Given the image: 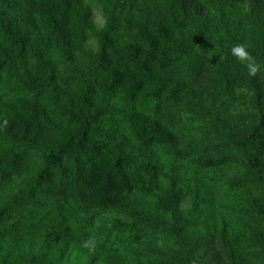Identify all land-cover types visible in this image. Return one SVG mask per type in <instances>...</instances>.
I'll return each instance as SVG.
<instances>
[{"label":"trees","instance_id":"trees-1","mask_svg":"<svg viewBox=\"0 0 264 264\" xmlns=\"http://www.w3.org/2000/svg\"><path fill=\"white\" fill-rule=\"evenodd\" d=\"M237 43L264 67V0H0V188L37 168L0 201V264H264V71ZM164 180L186 216L128 201Z\"/></svg>","mask_w":264,"mask_h":264},{"label":"rangeland","instance_id":"rangeland-1","mask_svg":"<svg viewBox=\"0 0 264 264\" xmlns=\"http://www.w3.org/2000/svg\"><path fill=\"white\" fill-rule=\"evenodd\" d=\"M88 3V2H87ZM92 19L95 25V29L97 32L101 31L106 25V16L104 12L97 6L92 7ZM87 49L90 52L96 53L98 50V38L95 33H93L91 39L88 42ZM249 99L246 98V102L238 103L234 105V108L238 111H241V120L245 125L248 121H255L257 111L250 105ZM198 101H195V106L192 104L185 105L183 111L181 112V116L185 119H195L196 115L200 112L206 114V117L201 122H196V125H205V126H214L217 124L216 120L214 121L210 116L208 109L205 111L201 110L198 106ZM236 113V112H235ZM212 124V125H211ZM36 163L35 158L30 160L27 171L19 177L14 178L9 185L0 188V201L6 196V194L11 191L17 184H19L24 178H31L36 174ZM229 178H248L250 174L248 173L247 167L243 162L237 160L233 164H230L224 169V172ZM158 192H142L132 195L129 198V202L133 203L132 206L137 209H142L149 212H158L161 215H168L169 218L180 219L183 216H186L191 210L192 203L189 195H184V198L181 204L176 209H170L167 207V197L170 195L171 189L168 187L167 182L164 180L160 184V188L157 190ZM126 198L127 197H122ZM110 217L120 218L116 214H110ZM103 264V263H102Z\"/></svg>","mask_w":264,"mask_h":264},{"label":"clouds","instance_id":"clouds-1","mask_svg":"<svg viewBox=\"0 0 264 264\" xmlns=\"http://www.w3.org/2000/svg\"><path fill=\"white\" fill-rule=\"evenodd\" d=\"M231 56L235 62L238 63L246 72L248 77H255L258 72L264 71V67L261 66L251 55L248 47L243 43L235 44L230 50ZM218 56V55H215ZM85 248L92 249L95 247L94 240H86L83 244Z\"/></svg>","mask_w":264,"mask_h":264}]
</instances>
